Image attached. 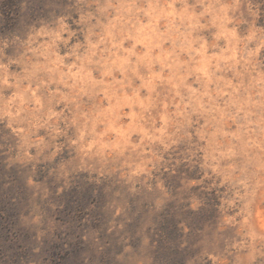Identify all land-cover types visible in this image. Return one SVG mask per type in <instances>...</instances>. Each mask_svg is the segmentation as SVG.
I'll list each match as a JSON object with an SVG mask.
<instances>
[{
	"label": "rangeland",
	"instance_id": "obj_1",
	"mask_svg": "<svg viewBox=\"0 0 264 264\" xmlns=\"http://www.w3.org/2000/svg\"><path fill=\"white\" fill-rule=\"evenodd\" d=\"M0 264H264V0H0Z\"/></svg>",
	"mask_w": 264,
	"mask_h": 264
}]
</instances>
